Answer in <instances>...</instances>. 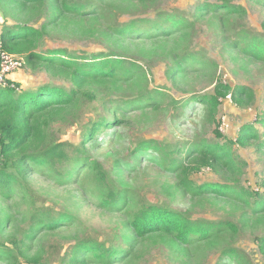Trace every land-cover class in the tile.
Returning <instances> with one entry per match:
<instances>
[{"label":"rangeland","instance_id":"374dc122","mask_svg":"<svg viewBox=\"0 0 264 264\" xmlns=\"http://www.w3.org/2000/svg\"><path fill=\"white\" fill-rule=\"evenodd\" d=\"M70 1L84 4L88 14L67 12L64 0H0V31L44 27L38 51L61 47L79 61L111 54L125 69L74 82L14 54L23 66L7 75V85L55 84L75 94L69 104L27 121L30 136L21 155L38 157L57 146L61 158L44 165L25 161L20 176L0 181V264H240L227 256L234 247L242 264H264L258 248L264 208L251 209L221 191L191 195L171 168L184 162L195 168L196 185L229 184L264 198V133L257 121L264 112V57L248 46L253 37L264 42V0ZM223 2L244 10L216 7ZM165 15L184 19L185 26L172 28ZM129 21L140 34L118 35ZM239 86L250 96L235 100ZM221 93L213 114L201 99ZM100 123L104 131L93 132ZM245 125L261 134L243 146L238 136ZM202 142L229 144L239 172L222 162L203 165ZM153 145L159 149H144ZM99 170L123 191L110 205L103 204L107 190L94 180ZM150 201L194 221L234 222L239 232L222 228L188 244L161 232L139 238L131 223ZM61 213L71 214L72 222L52 229L40 224ZM81 240L114 247L116 257L90 253L80 262L82 253L72 261Z\"/></svg>","mask_w":264,"mask_h":264},{"label":"trees","instance_id":"16d2710c","mask_svg":"<svg viewBox=\"0 0 264 264\" xmlns=\"http://www.w3.org/2000/svg\"><path fill=\"white\" fill-rule=\"evenodd\" d=\"M63 7L67 12L87 15L83 11L84 4L73 3L70 0H64ZM230 10L233 12L238 9L243 12V7L229 6L228 2H223L221 6H216ZM200 9H202L200 7ZM164 20L170 23L172 28L185 26L184 19L175 15H165ZM146 24L145 21H141ZM153 24V23H148ZM135 21H129L121 25L117 29V34L123 37H131L135 34H140V29L134 28ZM44 27L36 29L24 25H13L6 27L0 31V49L3 48L11 54H19L24 56L28 64L36 62L46 68L52 77L69 78L68 80L77 82L84 77H113L119 70L125 69L122 59H115L111 54H98L91 57H84L85 61H79L78 57H74L61 47H55L51 50L42 52L39 49V40L42 37ZM166 30L162 31L166 33ZM128 37V38H129ZM253 55L264 57V42L261 39L253 37L248 45ZM135 68L131 66L130 69ZM229 90L228 87H224ZM249 88L242 86L234 90L235 100L246 92L247 97L251 92ZM75 91H68L65 87L58 85H50L47 83L38 85L33 89L26 87L16 88L12 86H0V181L14 180L20 176L21 170L25 161H33L39 164H47L59 158L58 147L54 146L45 149L41 155H21L22 148L26 145L27 139L30 136L28 131L27 121L34 115L48 111L50 108L58 105H67L71 102ZM226 93L219 95L203 96L201 102L209 105L210 111L214 114L220 106V96H225ZM263 128L264 133V112L257 119ZM106 125L104 123L97 124L93 127V132H102L101 130ZM261 134L260 129L254 125H245L242 127L238 142L246 146L251 139H259ZM89 134L86 135V137ZM263 144V143H259ZM145 147V146H144ZM147 148H158L157 146H146ZM203 154V165H211L212 162H222L229 171L237 173L238 166L235 158L232 156L231 147L229 144H208L202 142L199 146ZM159 149V148H158ZM169 155L167 151L162 152ZM56 167V165H52ZM93 168L100 166L96 162L92 163ZM175 168L173 172H179L178 183L187 193L196 197H201L205 193L221 191L228 198L238 200L249 206L251 209L258 210L264 208V198H259L250 190H242L233 187L229 184H207L196 185L191 179L195 168L180 162L172 165ZM103 188L107 190V197L103 200V204L110 205L120 196L123 195L122 189L114 182H109L106 173L102 170L98 171V175L94 179ZM113 184V187H112ZM217 193V192H216ZM72 222V215L61 213L58 217L44 219L40 224L46 226L47 229L63 226L65 223ZM228 229L233 235L239 232V226L231 221L209 222V221H194L187 217L182 212L174 211L167 206H160L150 201L145 205L135 216L131 223V229L135 231L139 238L152 233H164L165 235L175 236L182 244L204 241L210 238L215 231L219 229ZM259 251L264 256V235L258 238ZM82 255L80 262H85L87 256L92 253L94 257L101 259H111L116 257L117 251L114 247H106V245H96L89 240H81L76 246V249L71 253V260L75 261L77 256ZM227 256L230 259L236 260L242 264L243 256L239 248L234 247L227 251Z\"/></svg>","mask_w":264,"mask_h":264},{"label":"built area","instance_id":"2783aa9c","mask_svg":"<svg viewBox=\"0 0 264 264\" xmlns=\"http://www.w3.org/2000/svg\"><path fill=\"white\" fill-rule=\"evenodd\" d=\"M23 66L21 58L8 52L0 53V86H13V84L7 85V75L18 70Z\"/></svg>","mask_w":264,"mask_h":264},{"label":"crops","instance_id":"0c3cea01","mask_svg":"<svg viewBox=\"0 0 264 264\" xmlns=\"http://www.w3.org/2000/svg\"><path fill=\"white\" fill-rule=\"evenodd\" d=\"M13 77H14V79H15L16 75H15V74H13V75L11 76V78L13 79Z\"/></svg>","mask_w":264,"mask_h":264}]
</instances>
